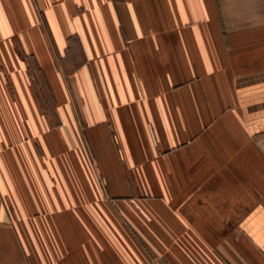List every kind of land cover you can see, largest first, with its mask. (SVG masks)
Returning <instances> with one entry per match:
<instances>
[{"label": "crops", "instance_id": "0c3cea01", "mask_svg": "<svg viewBox=\"0 0 264 264\" xmlns=\"http://www.w3.org/2000/svg\"><path fill=\"white\" fill-rule=\"evenodd\" d=\"M0 264H264V0H0Z\"/></svg>", "mask_w": 264, "mask_h": 264}, {"label": "rangeland", "instance_id": "374dc122", "mask_svg": "<svg viewBox=\"0 0 264 264\" xmlns=\"http://www.w3.org/2000/svg\"><path fill=\"white\" fill-rule=\"evenodd\" d=\"M41 92L46 93V89L43 86L41 87Z\"/></svg>", "mask_w": 264, "mask_h": 264}]
</instances>
